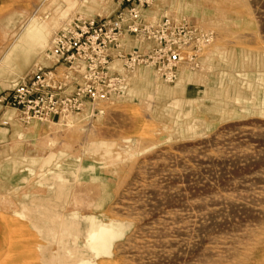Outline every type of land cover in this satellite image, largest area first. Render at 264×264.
Listing matches in <instances>:
<instances>
[{"label": "rangeland", "instance_id": "374dc122", "mask_svg": "<svg viewBox=\"0 0 264 264\" xmlns=\"http://www.w3.org/2000/svg\"><path fill=\"white\" fill-rule=\"evenodd\" d=\"M137 3L0 0V99L56 32ZM141 12L197 28L175 80L138 68L99 112L53 122L0 101V264H264V0ZM32 24L49 34L15 47ZM113 225L121 237L96 254Z\"/></svg>", "mask_w": 264, "mask_h": 264}, {"label": "built area", "instance_id": "2783aa9c", "mask_svg": "<svg viewBox=\"0 0 264 264\" xmlns=\"http://www.w3.org/2000/svg\"><path fill=\"white\" fill-rule=\"evenodd\" d=\"M150 2L138 0L110 18H77L53 35L42 60L0 101L18 111L22 122H53L99 112L98 104L125 94L138 68L175 80L179 64L196 55L202 38L189 22L145 23L141 8ZM126 34L139 46L128 47Z\"/></svg>", "mask_w": 264, "mask_h": 264}, {"label": "crops", "instance_id": "0c3cea01", "mask_svg": "<svg viewBox=\"0 0 264 264\" xmlns=\"http://www.w3.org/2000/svg\"><path fill=\"white\" fill-rule=\"evenodd\" d=\"M112 229H111V232H110V230H109V232L107 233V231L106 232H102V233H98V234H95V236H97L98 238H99V236H100V240H102L103 239V243L104 244H102V246H101V248L99 249V248H97V247H95L94 246V243H93V245H91L92 247V250L96 253V254H98V253H105L107 250H108V248H109V246H110V244L114 241V240H116L119 236H120V229H119V226H116V227H114V225L111 227ZM124 231V230H123ZM95 233V232H94ZM94 233H91L90 234V230H89V237H92V234H94ZM123 233V232H122ZM121 237V236H120ZM113 239V240H112ZM112 241V242H111Z\"/></svg>", "mask_w": 264, "mask_h": 264}, {"label": "bare ground", "instance_id": "6f19581e", "mask_svg": "<svg viewBox=\"0 0 264 264\" xmlns=\"http://www.w3.org/2000/svg\"><path fill=\"white\" fill-rule=\"evenodd\" d=\"M48 34L49 32L45 30L44 28L37 26L35 24H32L29 26L26 37L22 40V43L17 44V46L15 47L18 48L22 44H28L27 46L30 47L31 42L37 43L38 41H43Z\"/></svg>", "mask_w": 264, "mask_h": 264}]
</instances>
